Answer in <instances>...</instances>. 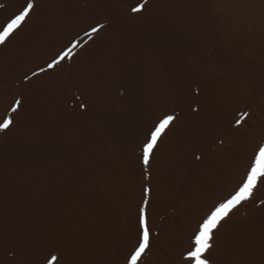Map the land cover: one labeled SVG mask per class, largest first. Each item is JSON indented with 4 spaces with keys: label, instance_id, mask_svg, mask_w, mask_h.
<instances>
[{
    "label": "bare ground",
    "instance_id": "obj_1",
    "mask_svg": "<svg viewBox=\"0 0 264 264\" xmlns=\"http://www.w3.org/2000/svg\"><path fill=\"white\" fill-rule=\"evenodd\" d=\"M28 2L0 0V28ZM31 2L0 46V121L20 101L0 133V264H129L142 213L138 264H195L199 225L264 146V0ZM212 244L210 264H264V179Z\"/></svg>",
    "mask_w": 264,
    "mask_h": 264
},
{
    "label": "snow or ice",
    "instance_id": "obj_2",
    "mask_svg": "<svg viewBox=\"0 0 264 264\" xmlns=\"http://www.w3.org/2000/svg\"><path fill=\"white\" fill-rule=\"evenodd\" d=\"M147 0H143L141 4L133 9L134 12L139 13L143 10L144 4ZM33 3L31 0L27 3L26 7L13 19L7 22L2 28H0V46L6 44L9 38L13 36L17 30L21 29L22 25L30 18V13L33 10ZM103 27V26H101ZM94 32L99 29H94ZM78 43L73 44L72 47L64 51L54 62L48 65L49 69L55 68L61 61L66 58L71 59L74 55L73 49L76 48ZM20 101H16V106L11 109V112L0 121V133H4L13 126L14 120L11 113H15L19 107ZM247 113H243L237 123H240L247 117ZM175 117L168 115L164 117L150 133L148 141L143 145L142 159L143 164L147 168L150 158L153 156L154 149L157 148L158 141L166 133L169 127L173 124ZM264 179V146L260 147L253 158L249 171L246 174V179L239 189L226 201L216 206L199 225L198 231L193 238V250L187 254V258L194 260L195 264H210L206 258V254L213 247L212 241L214 233L221 225L222 221L229 217V215L240 206L243 202L250 200L253 196L254 190L257 188L258 183ZM141 237L138 247L131 255L129 264H138L141 257L145 254L149 248L150 243V231L147 222V217L142 213L141 215ZM55 260V257H53Z\"/></svg>",
    "mask_w": 264,
    "mask_h": 264
}]
</instances>
